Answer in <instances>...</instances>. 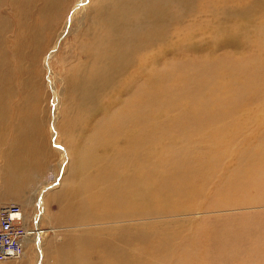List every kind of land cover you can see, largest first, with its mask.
<instances>
[{
    "label": "rangeland",
    "instance_id": "obj_1",
    "mask_svg": "<svg viewBox=\"0 0 264 264\" xmlns=\"http://www.w3.org/2000/svg\"><path fill=\"white\" fill-rule=\"evenodd\" d=\"M81 1L59 0L53 4L49 13L48 10L46 11V0H18L17 4L13 0H5L3 7L0 8L4 18L2 25L5 24L4 28L2 26L0 28V52L3 53L2 56L0 54V58L6 57L0 61H6L7 66H11L5 68V70L11 68L7 76L0 74V107L6 110L5 116L3 113L0 115V120L3 121L0 130L4 132L3 141L0 143V169L4 166L1 155L8 151L12 144L19 152L23 151L26 145H33L34 158L37 156L38 160L36 168L30 172L29 179L25 181L23 190L14 191L15 186L8 181L4 182L0 176V206L13 202L21 204L27 212L28 219H34L36 229L40 227L43 230V238L39 243L36 242L39 235L36 230L20 257L5 260L1 264H72V261L80 263L86 261V264H113L102 261L107 256H111L110 249H102L99 252L94 246L97 232L104 227V224L99 226L95 223H84L81 218L70 219L65 211L66 198L61 195L64 182L67 180L74 187H80V175L74 167L82 161L83 155L98 156V163L92 166V173L103 170L108 174V182H118V175L125 172L123 166L116 167L112 164L111 152L106 153L101 147L95 148L94 143L86 136L77 137L83 148L68 143L69 132L73 128L84 129L82 123L61 128L63 117L67 114H65L66 104L68 100L74 99V93L68 94L71 90L65 76L68 74L69 66L74 63L75 54L79 51L76 47L77 30L80 29L82 33L88 21L84 13L89 11V6L88 4L84 6L85 3L80 4L81 11L73 20L71 19L74 8ZM224 2L226 5H222L223 0H192L190 7L186 9V6L184 12L181 11L185 7L182 2L179 3L180 5L176 3L172 6L176 21L168 22L167 28L169 32L173 28L176 29L177 34L172 33L174 41H170V36L169 41L164 44L162 64L164 67L175 68L178 85L152 110V116H158V110L163 109L162 119L159 121V125L162 121L163 125L156 134V141L162 144L159 152H152L150 147L145 151L144 172L149 176L146 182H154L156 175H160V182H179L171 178L173 168L180 165L195 167L193 165L195 159L189 158L191 154L179 156L162 148L163 144L166 145L171 140L180 141L179 138H184L181 135L184 129L181 119L189 123L202 120L205 137L220 133L218 124L222 125L226 122L228 116L232 117V124L235 125V128H232L237 135H247L243 127L264 120V0H224ZM206 3L207 5L211 3L208 5L210 7ZM196 10L199 11L197 16ZM189 13L195 15L189 16ZM175 22L177 25H174ZM33 24H38V28L41 25L43 28L40 30L36 27L38 29L36 30ZM67 24L72 27V32L67 30L69 29ZM175 26L180 27L177 29ZM17 54H21L20 57ZM261 55L263 58H260ZM19 58L21 60H18ZM176 65L179 66L178 69ZM188 75H190L189 80ZM173 82L170 77H163L166 87L170 88ZM69 116H72V113ZM169 119L177 121H173V128H168L170 125L166 120ZM21 125L27 133H17L18 126L21 129ZM225 131L227 129H223L220 135ZM251 132L264 134V128L253 127L250 135ZM204 136L191 137V144L202 145ZM102 139L110 141L113 138L102 137ZM41 154H44L43 160L39 159ZM197 155L204 156L205 153L199 152ZM207 157L211 160L215 159L211 152ZM103 162L104 164L100 165ZM205 179L206 176L201 174L198 168L191 182H188L189 196L183 202V206L192 213L141 221L138 223L139 232L150 235V233L170 230L174 238L183 243H187L185 235L193 233L196 244L188 248L189 252L196 254L193 264H227L229 251L234 244L227 241L223 248L216 245L217 250L208 252L206 246H203L204 236L197 230L217 232L226 228L229 235L231 229L236 230L246 225L249 218H263L261 223L264 224V208L259 209V212L228 209L222 213L219 210L223 208L214 205L216 204L213 201L214 195L222 199L231 198L232 193L224 194L214 184H201L200 182H206ZM208 182H219V180L213 178ZM173 188V184H163L160 190H173ZM39 190L42 192L38 193ZM192 191L201 195L194 196ZM205 197H209V200ZM40 201L43 203L44 213L38 210ZM208 202L209 206L202 205ZM215 211L220 213H209ZM97 213L95 209L92 211L94 216ZM103 213H106L105 209ZM238 222L239 225H243L239 227L236 224ZM233 235L238 237L240 233L235 232ZM242 240L252 239L246 235ZM97 252L102 259H98ZM166 257L159 254L160 259ZM175 262L186 264L189 258L183 255Z\"/></svg>",
    "mask_w": 264,
    "mask_h": 264
},
{
    "label": "bare ground",
    "instance_id": "obj_2",
    "mask_svg": "<svg viewBox=\"0 0 264 264\" xmlns=\"http://www.w3.org/2000/svg\"><path fill=\"white\" fill-rule=\"evenodd\" d=\"M17 1L13 0L16 4ZM57 1L59 0H46L48 13ZM191 1L82 0L72 12L73 18L71 17V19L73 20L75 15L81 11V3H85L84 6L86 4L89 6V11L84 13V17L88 21L83 32L81 33L79 29L76 33V47L79 51L77 49L78 53L74 56V63L69 66L68 74L65 76L71 90V93H67H74V99L71 101L67 99L68 103L65 107V114H67L66 116L64 114L61 128L82 123L84 129L73 128L69 132L68 143L77 148H83L77 137L86 136L94 143L95 148L101 147L106 153L111 152L114 166H123L125 169L124 173L121 172L118 175V182H108V174L103 170L95 174L92 173V166L98 163V156L83 155L82 161L74 167L80 175V187H74L67 180L64 182L65 186L61 194L66 198L65 207L67 209L65 211L69 214L70 219L79 220L81 218L84 223H95L99 226L104 224V227L97 232L94 244L99 252L102 249L111 250V256L104 259L97 252L98 259H102L103 263L178 264L175 260L185 255L189 258V262L186 264H193L195 253L188 251L190 245L193 247L196 244L193 233L185 235L187 243H183L175 239L170 230L150 233V235H147L146 232H139L138 223L152 218L192 213L189 209H184L183 202L189 196L190 184L188 182H191L198 168L200 173L206 176V182H200L201 184H214L224 194L232 193L231 198L220 199L214 195L213 201L216 203L214 205L223 208V210H219L222 213L228 209L259 212V209L264 208V134L251 132L252 135H250L253 127L264 128V120L243 127L247 135H237L233 131L235 125L232 124V117L228 116L226 122L222 125L218 124L220 133L205 137L202 120L189 123L183 122L184 120L181 119V124L184 126L181 135L184 138H179L180 141L171 140L166 145L163 144L162 148L179 156L191 154L189 158L195 159L193 162L195 167L180 165L173 168L171 178L173 181L179 182H160V175H156L154 182H146L149 176L144 172L145 151L150 147L152 152H159L162 144L156 141V134L163 125V121L159 125L163 109L158 110V116H152V110L157 103L163 100L164 96L169 95L170 91L178 85L175 68L173 69V66L164 67L162 64L164 44L169 41L172 33L176 32L177 34L176 29L173 28L177 23L175 22L171 27L174 32L171 29L170 33L167 28L168 22L175 20L173 5L182 2L181 4L185 7L181 11L184 12L186 6V9L190 7ZM4 2L5 0H0V8L3 7ZM224 3L223 0L222 5H226ZM196 8L197 6H195ZM46 11L44 10V12ZM187 11L189 12V10ZM36 12L38 13V10ZM188 15L195 14L189 13ZM81 20L84 22L83 17ZM39 21L41 22V20ZM2 22H4V18L0 13V28L5 25L4 23L2 25ZM45 24L43 23V25ZM37 25H34L35 29L38 28ZM178 27L176 28L178 29ZM42 28L40 25L38 29ZM71 29L72 27L70 28L69 25L67 30L72 32ZM260 32L256 33L260 34ZM173 37L171 36L170 41H174ZM176 37L177 35H175ZM20 55L17 54L18 57ZM261 57L263 58L262 55ZM5 58L0 59L4 60ZM179 63L177 65H181ZM6 66V61H0V74L3 76L10 73L11 68L5 70ZM179 70L182 72V69ZM177 74L181 76L179 73ZM167 76L174 80L170 88L163 83V77ZM187 78L189 80L190 75ZM5 111L1 106L0 115L3 113L5 116ZM70 113L72 116H69ZM99 114H101L100 117ZM23 119L25 120L24 116ZM218 120L222 121V119ZM173 121L177 122L173 119L166 120V123L170 125L168 128L174 127ZM2 124L3 121L0 120V127ZM215 128L217 129V125ZM223 129H227V131L220 135ZM176 131L178 132L177 129ZM17 133L27 132L21 125V129L18 126ZM2 135L4 132L0 130V143L3 141ZM193 136H204L201 141L202 145L191 144L190 138ZM102 137L113 139L106 141ZM14 148L15 146L12 144L10 149L1 155L4 166L0 169V176L4 182L8 181L9 184L15 186L14 191H18L23 190L25 181L29 179L30 172L36 168L38 160L37 156L34 158L33 145H26L20 152ZM199 152L205 153V155H197ZM209 152L215 156L214 160L207 157ZM39 157L40 160H43L44 154ZM104 162L100 165H103ZM213 178L219 182H208ZM163 184H173L174 188L173 190H160ZM41 192L42 190L38 191V193ZM192 192L194 196L201 195ZM205 198L209 200V197ZM39 205L38 210L40 213H44L41 201ZM202 205L207 207L210 203ZM94 209L98 212L95 216L92 214ZM104 209L106 213H103ZM219 211L209 213H218ZM25 215L28 219L26 210ZM262 219L249 218L246 225L236 228V230H234L235 228L231 229L229 235L226 228L217 232L206 229L197 231H201L204 236L205 244L203 246H206L208 252L217 250L216 245L223 248L227 241L234 244L232 250H228L227 264H264V224L261 223ZM28 220L29 224L27 225L32 228V231L24 239V248L31 242L36 230L39 233L36 242L39 243L43 238V230L40 227L36 229L33 223L34 219ZM236 224L239 225V222ZM235 232L240 235L236 237L233 235ZM226 234L229 236V240H227ZM246 235L252 240H242ZM228 246L230 245L228 244ZM159 254L167 257L160 259ZM10 259L15 258L7 260ZM74 263L86 264V261L82 263L72 261V264Z\"/></svg>",
    "mask_w": 264,
    "mask_h": 264
},
{
    "label": "built area",
    "instance_id": "obj_3",
    "mask_svg": "<svg viewBox=\"0 0 264 264\" xmlns=\"http://www.w3.org/2000/svg\"><path fill=\"white\" fill-rule=\"evenodd\" d=\"M27 224L29 220L21 204L13 202L0 206V262L21 255L24 239L32 231Z\"/></svg>",
    "mask_w": 264,
    "mask_h": 264
},
{
    "label": "crops",
    "instance_id": "obj_4",
    "mask_svg": "<svg viewBox=\"0 0 264 264\" xmlns=\"http://www.w3.org/2000/svg\"><path fill=\"white\" fill-rule=\"evenodd\" d=\"M11 260V259H10Z\"/></svg>",
    "mask_w": 264,
    "mask_h": 264
}]
</instances>
